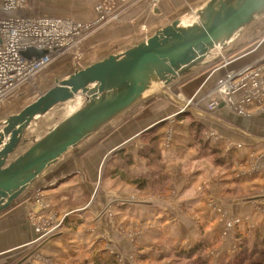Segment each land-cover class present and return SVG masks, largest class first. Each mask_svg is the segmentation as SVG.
Listing matches in <instances>:
<instances>
[{
    "label": "crops",
    "instance_id": "1",
    "mask_svg": "<svg viewBox=\"0 0 264 264\" xmlns=\"http://www.w3.org/2000/svg\"><path fill=\"white\" fill-rule=\"evenodd\" d=\"M206 1L159 0L156 10L152 12L146 0H133L118 20L106 23L96 32L88 35L83 45L84 54L92 58L91 63L108 55L119 54L146 39L157 29L171 23L173 19L183 18L190 12H196ZM97 2L114 5L116 0ZM93 5L90 0H25V3L15 10L14 15L43 16L64 20L74 18L87 22L93 20L95 16L93 9L95 5ZM1 7L2 0H0V17H4L5 13L2 12ZM144 26L150 30V34L146 37H144L145 30L142 29ZM262 46H264V17L243 30L241 36L229 47L230 50H234L230 57L239 56L241 61L237 65L242 64V66L246 65L248 60L262 61L264 59ZM258 48L261 50L257 51ZM251 53H253L252 56L249 55ZM216 56L217 54L214 53L212 57L207 58L205 65L212 59H217ZM218 76H214L210 82L212 86ZM182 79L176 80L164 89L169 92L170 88H175L173 93L168 95L148 92L142 101L123 114L117 115L111 125H103L93 134L94 136L86 138L73 148L71 153L60 158L45 173L47 179L37 181V183H48L47 187L42 188L46 190L47 205L52 210L64 212L65 222L58 237L48 241L34 256L22 264H93L95 262L172 264L173 259L165 256L167 255L166 245L170 248L175 247L178 252L192 248L199 241L219 242L216 238L220 237L223 224L228 219L235 222L234 230L229 234L239 232L249 235L256 230L257 225L264 226V199L250 197L264 188V172L261 171L260 174L257 167L256 173L253 166L233 169L234 175L230 169L227 171L207 166L202 169L167 171L171 179L170 185L177 186V196L173 198L162 196L158 199H149L147 196L148 199L145 201L134 200L135 203L128 204L132 206V209L127 207L125 202L126 205L117 202L111 207L117 221L107 218L106 211L101 209L100 205H90L89 201L82 208L68 207L66 203L68 199L78 200L85 193H90L87 183L83 181L84 177H79L80 175L86 174V171L91 172V169L99 161L101 162V159L103 161L104 156L109 152H116L130 145L137 150L142 146L139 141L141 133L160 122L166 123L174 119L179 108L183 106L184 99L196 90L192 88L197 86V81L202 83L199 78L192 81L185 77L184 83L179 87L178 83H182ZM257 118L264 121V115H259ZM200 120L216 129H220L222 125L227 133L243 139L245 145L258 144L248 135L254 131L264 139V123L260 121L254 123V119L232 114L225 106L217 109L216 118L201 116ZM165 132L161 131L159 136L161 139ZM100 141L103 143L107 141L108 144L101 149L94 148L83 156L88 148ZM262 142L256 146H264V140ZM160 147L166 167L169 168L171 158L176 157L174 151L169 145L165 148ZM139 165L140 163H134L132 170ZM177 174L180 176L176 177ZM173 177L176 178L173 179ZM54 180L56 183L49 185ZM172 181L174 183L177 181L176 185H173ZM165 187H169V184ZM198 187L202 188L203 193L198 191ZM134 192L137 195H153L148 190L141 192L134 189ZM111 195L122 194L119 188L113 191L107 188L101 191L98 201L104 203ZM22 198L24 195L18 200L19 202L16 201L12 205L10 210L0 213V264H15L26 251V248L21 249V246L30 243V249L34 248L32 243L38 236V230L29 219L27 220L28 206H26L27 203L21 202ZM117 199L114 198V201ZM117 222L123 225L124 233L129 228H136L135 247L137 249L133 253L129 251L126 233L123 234L121 229H117ZM230 243L233 244V241L224 240L221 245L217 243L218 247L213 248V251L216 252L217 249V255L220 256L218 258L208 251L207 263H211L212 260L221 262L220 258L225 257L227 252H232Z\"/></svg>",
    "mask_w": 264,
    "mask_h": 264
},
{
    "label": "rangeland",
    "instance_id": "2",
    "mask_svg": "<svg viewBox=\"0 0 264 264\" xmlns=\"http://www.w3.org/2000/svg\"><path fill=\"white\" fill-rule=\"evenodd\" d=\"M90 1H92V5H93L95 2L99 0H90ZM191 13L193 12H190V14ZM263 17L264 14H262L258 19H261ZM68 19L75 21L79 24L82 23L89 24L90 22H92V20L87 22L85 21L81 22L74 18L73 19L68 18ZM104 25L98 26L97 29L101 28ZM97 29H93L90 32L85 33V35L83 34L78 45H76L75 47L68 48V51L63 52L59 57L55 58L53 62L41 68L38 71V73L34 77H32L30 81L24 83L23 87L16 90V92L9 97V100L4 105L0 106V120H3L4 118L8 117L10 114L17 113L18 111L23 109L24 106L33 102V100L37 98V96L40 93H43L52 86V83L55 78L63 79L74 70L83 68L85 65H88L89 63L93 62L92 58L87 57L84 54L85 49L83 45L85 44V40L88 37V35H91L92 33L96 32ZM142 29L145 30L144 37L150 34V30H148L147 27L145 28L144 26L142 27ZM262 48H264V46H262ZM259 50L261 49L258 48L257 51ZM233 52L234 50L232 51V53ZM214 53L217 54L216 60L212 59V61L207 65L204 64L203 66L194 69L190 74H188L190 75V77H187L188 76L187 75L179 78V79L183 78L182 83L180 82H179L180 84L178 83L179 87L182 86V84L184 83L185 77L187 79L189 78V80L192 81L195 78H199L201 79L202 83L197 81V86L195 88L194 87L192 88L196 90L193 93L189 94L188 98L184 99L183 106L185 105L187 106L185 108H183V106L179 108V110L181 109V112L176 113L174 119H172L173 122L170 119L169 121H167L166 123L160 126V129L158 131V140L156 141L157 142L156 147H158L159 150V158L156 160V162H154V164H152L151 166H148L144 157H142L138 153V150H141L144 145L148 146L150 144V146H152L154 144L150 136L145 137V140L139 136V141L141 142L142 146L137 150L134 148V146L130 145V147L128 146L124 148L123 151H121L123 153L117 152L116 156L113 155L111 156L110 155L111 153L109 152L107 155L104 156L103 161L101 159V162L99 161L91 169L92 170L91 172L86 171V174L83 173L82 175L77 173L78 175H80L79 177H84L83 181L85 180V182L87 183V186L90 189V193L88 192L85 193L84 196H82V198H78V200L71 201L70 199H68L66 201V203H68V207L74 208L76 206H79L78 208L80 207L82 208L83 206L86 205V202L89 201L90 205L91 204L100 205L101 209H104L106 211L105 216L107 218H111L113 221H117V219L114 218V212L111 209V207H113L114 204H117V202L123 204L127 203V207L132 209V206H129L128 204L135 203L133 202L134 200L145 201V199L146 200L148 199L147 196L149 197V199H155V198L158 199V197H162V196L165 197L168 196L170 198L176 197L177 186L174 187L170 185L171 179L169 178L167 171L202 169L203 167L207 166L208 168H219L220 170L223 169L227 171L228 169H230L234 175L235 174L234 170H236V168L240 169L239 167L242 168L243 166H250V167L253 166L255 172L257 167L259 169L260 174L261 171L264 172V146L262 147L256 146L263 143L262 140L264 139L258 136L256 131L249 133L248 135L258 144L250 143L248 145H245L243 144L244 143L243 139H240L237 135L234 136L230 133H227L225 129L222 127V125H220V129L219 128L216 129L214 127H210L209 125H206V123H203L200 120L201 116H207V117L211 116L213 118H216L217 109L221 106H225L221 104V106L219 105V107L213 110H210L208 108V104L213 98V96L210 95L209 91L212 88V83L210 82L212 81L214 76L219 75L215 79L216 80L215 83H216L218 81V78H221L225 75V72L228 71L230 72L242 67V64L237 65L241 61L239 60V58H237L239 56L235 57L234 55L233 57H230L232 53L227 54L226 51H220L218 49L212 52V56ZM249 55L252 56L253 53ZM250 56L248 58H250ZM225 62L228 63L224 64ZM243 66H251L250 68L251 70H256L260 68H261L260 70H263L264 59L262 61L260 59L256 61L248 60L246 65ZM173 83H175V81ZM169 86H163V89H159V90L157 89L148 90L144 93V96L150 91L155 93L156 95L159 93H163L167 95L168 93H173L175 88L174 89L170 88L169 92L164 90ZM178 86H176V88ZM144 96L142 100L145 98ZM191 98L192 100L188 103L189 99ZM80 99H81L80 97H77L74 100L69 101L67 103L56 105L49 112H47L43 116H40V118L32 122L30 126L26 129L25 137L26 139H28L27 143L30 144L40 139V137L46 134L49 131V129L54 127L57 122L68 116V114H70V112L73 111L75 108L80 107L83 103V100ZM262 105L264 107V100L262 102ZM225 108L229 110L232 114L233 113L238 114L235 110H231L227 106H225ZM124 112H122L121 114H123ZM248 113L249 115H241V116L246 117V119H254V123L255 122L257 123L259 121L264 123L263 120H259V118H257L259 115H264V112L260 107L257 106V104L250 105L248 108ZM114 119L109 121V123H107L106 125L107 126L111 125L114 122ZM193 123L200 124L202 127H204V129H202V131L199 134L200 135L199 143L194 138L195 131L192 129L194 128V126H192ZM161 131H166L162 139L161 137H159L161 135ZM221 132L224 134H222ZM106 142L103 143L100 141L95 146L93 145L94 147L91 146L85 151V153H83L84 154L83 156H86V154L90 153L92 150H94V148L97 147H99L100 149L103 148V146L108 144ZM27 143L21 146L18 152H15L11 157L13 158L17 154L23 152L26 148ZM167 145L171 146V149L172 151H174L175 154L174 156H176L175 158H171V165L169 166V168L166 167V162L162 157V152L160 147V146H164L165 148ZM72 150L73 148H71V150L68 151L66 154H64L62 157L67 156L69 153H71ZM127 159L130 160L131 163H129ZM134 163L136 164L140 163V165L136 166V168L132 170ZM48 170H46L45 172H43V174H41V177L40 179H38V181L42 179H47L45 173ZM139 171H141L140 173H144V174H140ZM134 173H138V174H134ZM179 176L180 174L176 175V177ZM136 177H139L140 180L141 178H144V180H142L143 181L142 185L145 186L144 189H140L134 184V179H136ZM176 177H173V179ZM87 178L89 181L87 180ZM52 182L56 183L55 180ZM176 182L174 183V181H172V184L176 185ZM36 183L27 189V192L24 194V198H22V201L20 200L22 203H27L26 204V206H28L27 209L28 211L26 216L27 220L29 218L32 220V224L36 230H41L45 228L46 224H48V221L52 222L50 224L51 226H53L52 224L55 225L58 224L59 221H60V225L52 233L48 234L46 237L43 236V238L41 239H38V237L40 236L38 233L37 234L38 236L36 238L38 240L36 241L35 239L34 242L32 243L34 247L39 245L41 242H43L44 239H47L48 237L53 236L49 241L58 237L59 231H61L65 222L64 214H63L64 212L52 210V208H50L49 205H47L45 199L46 190L42 188L47 187L46 185L48 183L47 182L46 183L40 182L37 184ZM78 183L80 184L81 182ZM183 183L184 184L186 183L185 179L183 180ZM168 184L169 187H165ZM107 188L112 191L117 190L119 188L122 195L120 196L111 195L108 198H106V201L104 203H100L98 201V196L102 190H105ZM133 188L141 192H147L148 190L153 195H149V194L137 195L136 192H134ZM198 191L203 193L201 187H198ZM253 196H255L256 199H261V200L264 199V188L258 190L255 194L250 195V197ZM36 197L40 200V202L36 201ZM118 197H120L119 200L117 199ZM114 198H116L117 201H114ZM32 214H35L36 217H32ZM37 218L40 219L38 220ZM227 223H229V219L224 222L222 229L223 231L220 234V237L216 238V241L218 240L219 242L207 240V241H202V242L199 241L195 243V244L204 245L203 252H201L200 256L198 257L196 255L198 257L197 258L198 260H202L205 262V264H208L207 263L208 260L206 259L208 251L212 252L211 254H214V256L219 258L220 255L219 256L217 255V249L215 252V250L213 251V248H217L218 245L216 244L220 243L221 245V243L224 240H226L227 242L231 240L233 241L234 245L230 243L232 247V252H227L225 257L220 258L221 262H218L217 260L213 261L211 259L212 262L209 264H224L225 259H228L236 251H238V245H239L238 243L244 239L247 242L249 249H252L253 245H257L255 248L256 251L257 250L262 251L264 249V244H261V241L264 240V226L257 225L256 230H253L252 233L249 235L240 234L239 232L236 233L234 232L229 234L234 230L233 228L235 223H233L230 226H227ZM44 224L45 227H43ZM117 229H121L123 234L126 233L125 236H127L126 238L128 240L129 251L130 253H133L137 249L135 247L136 228L133 229L129 228L128 231L127 232L125 231L124 233L123 225L120 224V222H117ZM224 231H226L225 234H223ZM30 247H31L30 243L20 247L21 249L26 248L25 253L21 257L29 253V251L31 250ZM165 248L167 253V255L165 256H169L173 259V261L170 259L172 261L171 262L172 264H189V262L184 261L181 255L177 254L179 251L176 252L177 249L175 247L170 248V246L166 245Z\"/></svg>",
    "mask_w": 264,
    "mask_h": 264
},
{
    "label": "water",
    "instance_id": "3",
    "mask_svg": "<svg viewBox=\"0 0 264 264\" xmlns=\"http://www.w3.org/2000/svg\"><path fill=\"white\" fill-rule=\"evenodd\" d=\"M262 14L264 0H207L196 12L173 19L123 52L76 69L63 79L55 78L33 102L0 120V213L10 209L71 148L140 102L146 91L163 89L187 76L206 64L214 50L231 54L232 43ZM44 53L29 48L22 56L38 59ZM75 96L83 99L79 108L11 157L26 144V129L32 122ZM52 237L15 264L24 263Z\"/></svg>",
    "mask_w": 264,
    "mask_h": 264
},
{
    "label": "built area",
    "instance_id": "4",
    "mask_svg": "<svg viewBox=\"0 0 264 264\" xmlns=\"http://www.w3.org/2000/svg\"><path fill=\"white\" fill-rule=\"evenodd\" d=\"M132 1L116 0L114 5L98 2L93 8L95 16L92 22L79 24L70 19L17 16L14 12L25 3V0H2L1 10L5 16L0 17V106L4 105L16 90L23 87L24 83L30 81L41 68L68 51V48L78 45L83 34L97 29L100 25L118 20ZM158 2L159 0H147V6L153 12ZM29 48L42 49L45 53L38 59H28L22 56V53ZM250 68L251 66H242L225 72L223 77L218 78L209 91L213 98L208 108L213 110L223 104L240 115H249V106L257 104L264 112L262 105L264 69L251 70ZM191 100L192 98L188 103ZM180 112L181 109L177 113ZM54 184L50 182L49 185ZM36 201L40 202L37 197ZM35 214H32V217H36ZM29 220L32 222L30 218ZM51 223L48 221L46 227L45 224L43 225L45 228L38 230L40 235L38 239L46 237L60 225V221L56 225L52 224L53 226L50 225ZM233 223H235L233 220H229L227 226ZM225 233L226 231L223 234Z\"/></svg>",
    "mask_w": 264,
    "mask_h": 264
},
{
    "label": "trees",
    "instance_id": "5",
    "mask_svg": "<svg viewBox=\"0 0 264 264\" xmlns=\"http://www.w3.org/2000/svg\"><path fill=\"white\" fill-rule=\"evenodd\" d=\"M179 115H178V118H179ZM162 124H164V122H160L159 124L153 126L152 128L145 130V132L141 133L140 135V137L143 138L144 140H145V137L150 136L152 142L154 143L152 146H150V144L148 146L144 145L141 150H138V153L142 157H144L148 166H151L152 164H154V162H156V160L159 158V150H158V147H156L157 145L156 141L158 140V131ZM192 126H194V128L192 129L195 131L194 138L199 143L200 142L199 134L202 131V129H204V127H202L200 124H197V123L196 124L193 123ZM202 148H205V147H202ZM121 151H123V149L116 150V152H111L110 155L116 156L117 152L123 153ZM128 159L127 161L131 163L130 160ZM142 180H144V178H141L140 180L139 177H136V179H134V184L140 189L145 188V186L142 185L143 184ZM241 239H244V238H241ZM238 244H239L238 251H236L228 259H225L224 264H264V249L262 251H259V250L256 251L255 248L257 245H253V248L249 249L245 239L241 240V242H239ZM261 244H264V240L261 241ZM203 249H204L203 244H195L193 245L192 248L187 249V250H181L177 254L181 255L184 261L189 262V264H205L204 261L197 259L200 256L201 252H203ZM95 263L102 264L99 262H95Z\"/></svg>",
    "mask_w": 264,
    "mask_h": 264
},
{
    "label": "bare ground",
    "instance_id": "6",
    "mask_svg": "<svg viewBox=\"0 0 264 264\" xmlns=\"http://www.w3.org/2000/svg\"><path fill=\"white\" fill-rule=\"evenodd\" d=\"M77 97H80V96H75L73 99H71V100H69V101H72V100H74V99L77 98ZM81 99H82V98H81ZM82 100H83V99H82ZM77 108H79V107H77ZM77 108H75L74 110H76ZM74 110H73V111H74ZM73 111H71V112H73ZM71 112H70V113H71ZM25 138H26V137H25ZM27 141H28V139H27ZM26 143H27V142H26ZM30 144H31V143H30ZM30 144L27 143L26 148H27L28 145H30ZM26 148H25V149H26ZM19 149H20V148H18V149L16 150V152H18ZM36 238H37V237H36ZM36 238H35V239H36Z\"/></svg>",
    "mask_w": 264,
    "mask_h": 264
}]
</instances>
